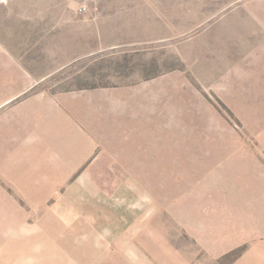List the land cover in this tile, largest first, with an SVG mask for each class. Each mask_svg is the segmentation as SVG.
<instances>
[{"label":"rangeland","instance_id":"374dc122","mask_svg":"<svg viewBox=\"0 0 264 264\" xmlns=\"http://www.w3.org/2000/svg\"><path fill=\"white\" fill-rule=\"evenodd\" d=\"M0 51L38 80L6 107L93 138L43 206L5 192L0 264H264V0H0Z\"/></svg>","mask_w":264,"mask_h":264},{"label":"crops","instance_id":"0c3cea01","mask_svg":"<svg viewBox=\"0 0 264 264\" xmlns=\"http://www.w3.org/2000/svg\"><path fill=\"white\" fill-rule=\"evenodd\" d=\"M35 82L32 72L0 51V238L2 217L8 215L3 203L18 207L6 196L7 190L22 192L32 205L43 206L50 192L93 153V138L82 128L84 113L72 105V98L41 92L6 107ZM6 220L25 221L17 213Z\"/></svg>","mask_w":264,"mask_h":264}]
</instances>
